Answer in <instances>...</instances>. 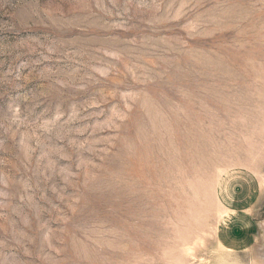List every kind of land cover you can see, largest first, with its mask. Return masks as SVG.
<instances>
[{
	"label": "rangeland",
	"instance_id": "obj_1",
	"mask_svg": "<svg viewBox=\"0 0 264 264\" xmlns=\"http://www.w3.org/2000/svg\"><path fill=\"white\" fill-rule=\"evenodd\" d=\"M0 264H264V0H0Z\"/></svg>",
	"mask_w": 264,
	"mask_h": 264
}]
</instances>
